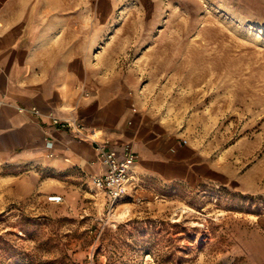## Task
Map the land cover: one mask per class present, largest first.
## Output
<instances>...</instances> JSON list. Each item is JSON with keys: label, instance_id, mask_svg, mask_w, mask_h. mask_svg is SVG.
<instances>
[{"label": "rangeland", "instance_id": "rangeland-1", "mask_svg": "<svg viewBox=\"0 0 264 264\" xmlns=\"http://www.w3.org/2000/svg\"><path fill=\"white\" fill-rule=\"evenodd\" d=\"M48 1L59 44L86 48L98 83L181 132L215 176L116 203L92 178L0 179V264H246L243 239L264 217V0Z\"/></svg>", "mask_w": 264, "mask_h": 264}, {"label": "crops", "instance_id": "crops-1", "mask_svg": "<svg viewBox=\"0 0 264 264\" xmlns=\"http://www.w3.org/2000/svg\"><path fill=\"white\" fill-rule=\"evenodd\" d=\"M58 7L48 0H0V179L45 176L72 185L99 175L103 168L92 144L51 123L71 117L136 155L127 194L133 201L189 191L213 179V167L183 144L181 132L145 121L132 100L95 80L86 48L68 39L59 44ZM70 35L91 44L90 33ZM45 189L63 192L53 184ZM241 250L246 264H264V217L244 237Z\"/></svg>", "mask_w": 264, "mask_h": 264}, {"label": "built area", "instance_id": "built-area-1", "mask_svg": "<svg viewBox=\"0 0 264 264\" xmlns=\"http://www.w3.org/2000/svg\"><path fill=\"white\" fill-rule=\"evenodd\" d=\"M38 114L36 109H32ZM51 123L58 129L69 132L75 139L87 141L92 144L96 161L100 163L103 171L92 177V185L95 189L103 192L112 203L127 196L132 188V168L136 162V155L128 145L119 147L112 145L108 140H101L93 130L85 127L75 118L56 119L51 118ZM185 144V141H183ZM60 196H50L47 202L52 204L61 203Z\"/></svg>", "mask_w": 264, "mask_h": 264}]
</instances>
